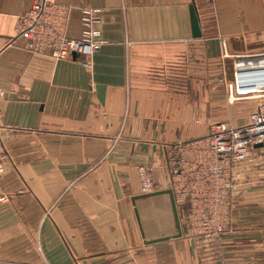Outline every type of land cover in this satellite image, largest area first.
Returning a JSON list of instances; mask_svg holds the SVG:
<instances>
[{
	"label": "crops",
	"instance_id": "1",
	"mask_svg": "<svg viewBox=\"0 0 264 264\" xmlns=\"http://www.w3.org/2000/svg\"><path fill=\"white\" fill-rule=\"evenodd\" d=\"M57 1L74 36L84 10H101L103 43L88 64L28 50L20 16L33 1L0 0V123L14 128L0 219L8 241L22 232L6 253L33 256L5 264H177V254L264 264V143L233 167L227 228L213 241L190 232L179 207L183 236L147 244L178 232L171 198L132 200L140 164H156V190L172 188L178 143L244 125L264 98V0H196L200 37L193 0Z\"/></svg>",
	"mask_w": 264,
	"mask_h": 264
},
{
	"label": "built area",
	"instance_id": "2",
	"mask_svg": "<svg viewBox=\"0 0 264 264\" xmlns=\"http://www.w3.org/2000/svg\"><path fill=\"white\" fill-rule=\"evenodd\" d=\"M29 10L20 16L19 36L28 50L48 53L66 59L77 52L86 59L99 50L103 40L99 23L100 9H86L81 16L82 29L74 36L70 29L71 9L57 0H32ZM245 81V80H242ZM264 92V81H258ZM6 93L0 90V103ZM14 130L0 123V174L10 161L6 135ZM264 143V98L241 126L217 124L206 136L176 145L180 158L171 159L172 189L179 207L186 208V224L190 232L213 241L227 228L228 195L234 188L232 169L257 154V144ZM156 164H140L138 173L143 194L156 190ZM6 195L0 199L5 200ZM226 264H233L227 262Z\"/></svg>",
	"mask_w": 264,
	"mask_h": 264
},
{
	"label": "water",
	"instance_id": "3",
	"mask_svg": "<svg viewBox=\"0 0 264 264\" xmlns=\"http://www.w3.org/2000/svg\"><path fill=\"white\" fill-rule=\"evenodd\" d=\"M190 9H191L193 35L195 37H200V36H202V32H201V26H200V18H199L198 10H197V7H196V0H193V3L191 5ZM73 57L75 59H78L80 57V55L77 52H74L73 53ZM261 146H263V143L257 144V147H261ZM162 194H169V196L171 198L173 212H174L175 221H176V227H177L178 232L176 234H174L173 236H165V237H159V238L146 240L145 242L147 244L159 243V242L170 240L171 238H181L183 236V234H184V226L182 224L181 214H180V211H179V206H178V204L176 202L175 194H174V191H173L172 188L162 189V190H155L152 193L137 195V196H134L132 198V200H133L134 205H136V200L139 199V198H145V197L162 195ZM135 210H136L137 218H138V221H139V224H140V227H141L142 234L145 236L144 230H143V226H142V223H141V219H140V216H139V213H138V209L135 208Z\"/></svg>",
	"mask_w": 264,
	"mask_h": 264
},
{
	"label": "rangeland",
	"instance_id": "4",
	"mask_svg": "<svg viewBox=\"0 0 264 264\" xmlns=\"http://www.w3.org/2000/svg\"><path fill=\"white\" fill-rule=\"evenodd\" d=\"M32 4H33V2H32ZM31 8V7H30ZM80 55V54H79ZM78 59H82V60H84L87 64L89 63V62H91V59L92 58H90V59H86V58H84L83 56H81L80 55V57L78 58ZM7 166H8V164H7ZM7 170V169H6ZM5 170V171H6ZM5 173V172H4ZM3 173V174H4ZM3 174H0V178L3 176ZM1 195H4V194H1L0 193V196ZM7 199V198H6ZM0 201H4V200H1L0 199ZM0 214L1 215H4L5 213H1L0 212ZM4 221V220H3ZM16 221V220H15ZM8 224H10V223H8V222H2V220L0 219V227L2 228V229H0V230H2L3 232H0V264H5L6 262H10V263H18L19 261H23V258H26V259H28V258H32L33 256H23L22 254H7L6 253V250H7V248H8V246L9 247H11V246H13V248H20L21 249V246L23 245L22 243V241H23V238H22V232H20L19 231V226H18V224H17V222H15L14 223V225H15V227L16 228H18L17 229V231L14 233V239L12 240V239H9V241L7 240V234H6V230H5V227L8 225ZM12 225V224H11ZM177 246H178V251H179V244H177ZM181 247V246H180ZM181 256L182 255H178L177 254V259H176V261H177V264H181V262H182V258H181Z\"/></svg>",
	"mask_w": 264,
	"mask_h": 264
}]
</instances>
